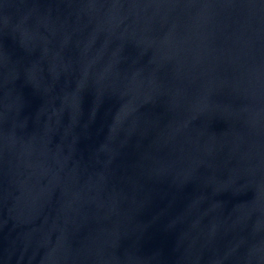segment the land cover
Here are the masks:
<instances>
[{
	"label": "water",
	"instance_id": "1",
	"mask_svg": "<svg viewBox=\"0 0 264 264\" xmlns=\"http://www.w3.org/2000/svg\"><path fill=\"white\" fill-rule=\"evenodd\" d=\"M264 50V0H0V264H140Z\"/></svg>",
	"mask_w": 264,
	"mask_h": 264
}]
</instances>
